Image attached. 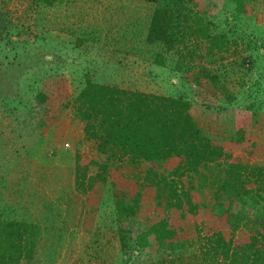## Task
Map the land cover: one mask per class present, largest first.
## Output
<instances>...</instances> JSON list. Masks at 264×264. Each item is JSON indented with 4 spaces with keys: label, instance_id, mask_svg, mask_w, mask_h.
I'll use <instances>...</instances> for the list:
<instances>
[{
    "label": "rangeland",
    "instance_id": "obj_1",
    "mask_svg": "<svg viewBox=\"0 0 264 264\" xmlns=\"http://www.w3.org/2000/svg\"><path fill=\"white\" fill-rule=\"evenodd\" d=\"M184 2L230 31L219 55L200 57L196 48V54L186 56L191 43L172 53L148 43L154 2L0 0V210L38 224L26 264H204L191 258L198 243L190 217L178 245L134 250L123 261L113 196L126 199L132 189L128 177L140 181L142 171L116 154L98 151L95 141L84 137L72 100L86 77L188 98L189 112L205 135L226 139V148L264 165V0H244L245 11L227 23L228 0ZM38 90L45 93L42 102L35 97ZM247 102L252 104L245 130L255 145L252 157L227 141L233 136V107ZM75 152L91 159L85 173L96 178L85 191L74 187ZM140 189L146 207L134 217L132 233L166 211L162 198L146 186ZM196 190L193 201L209 214L210 189L205 183L200 193ZM254 216L244 207L238 213L243 232Z\"/></svg>",
    "mask_w": 264,
    "mask_h": 264
},
{
    "label": "trees",
    "instance_id": "obj_2",
    "mask_svg": "<svg viewBox=\"0 0 264 264\" xmlns=\"http://www.w3.org/2000/svg\"><path fill=\"white\" fill-rule=\"evenodd\" d=\"M146 1L155 3L145 34L148 43H155L170 53L178 45L191 43L183 53L190 57L196 54V48L200 49V57L216 56L227 48L230 31L225 26H217L207 15L204 17L202 9L195 10L183 0ZM228 1L230 17L223 18L225 22L234 20L246 8L244 0ZM13 66L19 68V64ZM199 72L205 73L203 68ZM44 96L41 90L35 92L39 102ZM250 102L233 107V136L227 139L248 157L253 156L255 146L245 131ZM190 104L188 98L123 88L87 77L73 96V109L82 120L84 137L93 139L98 151L116 154L123 162L142 171L140 181L128 177L132 189L126 199L113 196L119 254L125 262L134 256V250L156 251L178 245L182 234L188 231L185 225L186 218L190 217L198 243L197 254H191L194 260L197 257L196 262L264 264V165L245 161L241 153L224 146L226 139L205 135L189 112ZM171 159L173 163L168 164ZM90 162L91 159L75 152L73 183L80 191L90 188L96 179L85 173ZM205 183L210 189L207 194L213 199L209 214H203L192 199L195 190L200 193ZM141 186L149 188L156 199L162 198L166 211L132 233L134 217L146 207ZM220 202V208L216 209ZM243 207L255 215L246 232L238 226L236 218ZM206 219H211L209 225ZM38 230L37 223L1 208L0 264L28 263Z\"/></svg>",
    "mask_w": 264,
    "mask_h": 264
}]
</instances>
